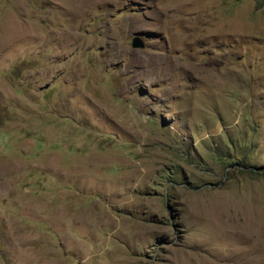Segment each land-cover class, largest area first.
<instances>
[{
  "label": "rangeland",
  "instance_id": "374dc122",
  "mask_svg": "<svg viewBox=\"0 0 264 264\" xmlns=\"http://www.w3.org/2000/svg\"><path fill=\"white\" fill-rule=\"evenodd\" d=\"M0 264H264V0H0Z\"/></svg>",
  "mask_w": 264,
  "mask_h": 264
},
{
  "label": "water",
  "instance_id": "95a60500",
  "mask_svg": "<svg viewBox=\"0 0 264 264\" xmlns=\"http://www.w3.org/2000/svg\"><path fill=\"white\" fill-rule=\"evenodd\" d=\"M142 34L143 33L141 31H135L132 34V37H131V40H130V45L132 47H141V46H143V40L141 38Z\"/></svg>",
  "mask_w": 264,
  "mask_h": 264
}]
</instances>
